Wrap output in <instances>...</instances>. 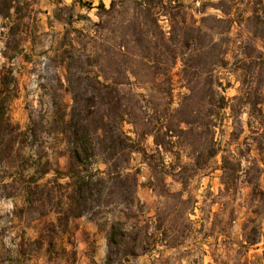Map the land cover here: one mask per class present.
<instances>
[{"label": "rangeland", "instance_id": "rangeland-1", "mask_svg": "<svg viewBox=\"0 0 264 264\" xmlns=\"http://www.w3.org/2000/svg\"><path fill=\"white\" fill-rule=\"evenodd\" d=\"M111 1H115L113 7ZM158 2L147 12L137 0H104L105 11L98 8L99 0H0V103L4 101L11 120V126L0 132V264H104L108 230L113 222L126 220L124 203L95 207L80 217L64 219L59 212L67 208V201H58L71 189H62L59 183L65 185L70 177L56 172V161L65 147L63 136L43 132L39 140L32 137L34 126L40 127L42 121L47 125L61 105H66V113L70 111L72 95L66 92L65 64L71 41L77 54L94 60L104 81L123 83L127 97L134 96L139 106L145 103L136 94H144L154 104L162 103L160 110L168 120L174 117L169 121L175 131L171 147L156 146L153 136L139 138L130 119L124 124L127 134L139 140L130 171H139L141 220L176 218L172 209L177 205L176 194L183 190L171 178H154L150 167L159 172L164 170L163 162L171 163L173 158L186 163L194 153L206 156L214 141L221 149L184 191L185 197L196 200L190 216L195 230L184 233L180 247L158 246L139 264H264V135H257L264 117L233 100L241 95L244 82L264 114V0ZM184 18L188 25L202 26L219 44L202 60L189 59L190 71L201 78L197 81L203 88L192 99L182 75V59L175 61L172 53L178 52L176 42ZM202 18L207 20L202 22ZM141 30L149 35L139 34ZM223 52L225 62L213 64ZM167 78L172 80V91L170 104L163 105L160 92L166 88ZM210 79L216 93L207 84ZM220 96L230 100L235 114L227 109L214 117ZM200 97L205 103H199ZM185 113L190 120L216 121L215 136L206 129L180 134L178 121ZM136 114L141 115L140 110ZM238 121L243 130L234 128ZM233 131L238 138L231 136ZM228 151L242 159L243 170L250 166L248 160L261 166L260 173L254 166L250 176H260L262 194L252 191L243 175L226 189L221 164ZM40 155L50 167L44 176L38 171ZM60 163L63 173L66 160L60 158ZM98 169L104 170V166ZM57 176L63 177L60 182L55 181ZM255 231L257 241L247 243L246 232L253 237ZM154 257L159 261L152 260Z\"/></svg>", "mask_w": 264, "mask_h": 264}, {"label": "trees", "instance_id": "trees-1", "mask_svg": "<svg viewBox=\"0 0 264 264\" xmlns=\"http://www.w3.org/2000/svg\"><path fill=\"white\" fill-rule=\"evenodd\" d=\"M79 1L82 2L83 0ZM137 2L147 12H151L160 4L158 0H137ZM87 4L89 7L93 5L92 2ZM114 4L115 1H111L112 7ZM98 8L106 10L104 0H99ZM220 8L224 10L223 7ZM223 12L228 14L227 11ZM4 16H8V13ZM206 20L202 18V22ZM207 30L208 32H214L211 28H207ZM140 33L145 36L149 35L147 30H141ZM216 34L221 35V33ZM179 38L176 42L179 48L178 52H175V50L171 52L175 61L178 57L182 59V75L190 92L188 98L192 99L191 97H195V94L201 92L203 88H201V82L197 81L198 78L200 80L201 78L196 77L195 73L190 71L189 59L202 60L205 55L215 51L219 44L215 42L214 38H210V35L202 26L188 25L186 18H184L183 25L180 28ZM171 39L169 38V40ZM206 39H209L207 44ZM69 46L70 50L66 52L65 78L67 82L66 92L72 95L70 111L66 113V105H61L52 121L44 125L41 120L40 127L35 125L31 130L32 137L35 140L41 139L43 132L48 135L56 132L63 136L61 143L65 147L56 161V172L59 176L70 177L69 182H66L65 185L59 183V187L62 189L70 188L71 193L67 194L65 191L60 196L58 203L62 204L67 201V208L62 209L59 213L62 212L64 219L68 221L71 218L80 217L95 207L101 208L112 203H124L127 206L126 220L113 222L108 230L104 264H139L142 258L152 256L158 246L174 249L180 247V240L184 233H191L195 230V222L190 216L194 212L196 200L189 196L185 197L184 191L191 179L198 172L204 170L208 160L210 161L219 154L221 151L219 145L215 144L214 141L213 148L206 156L203 153L196 155L194 153L189 159L190 162L182 163L179 158L172 157L173 161L171 163L165 164L163 162L164 170L159 172L150 167L154 178L157 175L171 178L173 182L180 184L183 190L176 194L177 205L172 209L176 214V218L161 219L157 216H150L146 220H141V216L138 215L142 211L141 202L137 196L139 171L135 173L130 171L131 155L138 148L139 140L127 134L124 130V124L130 119L131 123L137 128L136 134L139 138L153 136L156 146L168 145L171 147L170 145L174 144L172 139L175 137V131L169 125L174 117L168 120L169 116L160 110L162 103L154 104L148 101L145 98L147 96L144 94L135 95L141 102L145 103V105L139 106L134 96L127 97L125 90L122 89L123 83L104 81L99 72L95 70L94 60L86 54H77V49L72 41ZM222 55H224V52L219 55L216 63L213 61V64L224 63L225 59ZM133 76L137 79V75L133 74ZM207 84H209L211 90L215 85L212 79L207 81ZM163 85L166 88H162L160 92V102H163V105H168L170 104L168 99L171 97L172 80L165 79ZM244 85L245 83L242 82L241 95L233 100L241 101L243 104L248 105L251 111H256L264 117L262 110L258 109L253 101L252 89L250 87L244 88ZM41 97L40 104L42 105L44 100L43 96ZM199 99V103H205L204 97ZM218 101L219 105H215L217 111H215L214 117L217 118L220 112L227 109L235 114V108L229 103V99L220 96ZM136 110H140L141 115H137ZM178 122L177 131L183 135H192L196 129H206L209 134L213 133L215 136L218 128L216 121L204 123L190 120L186 113L184 117L179 118ZM182 125L185 128L181 127ZM10 126L11 120L6 116L5 104L2 101L0 103V132ZM237 127L243 130L240 121L236 123L234 128ZM163 130H166V132ZM257 135L263 137L264 125ZM163 136L170 141H164ZM231 136L238 138L235 131L231 133ZM40 142L42 146L43 142ZM167 152L171 153L170 149H166ZM60 158L66 160L65 172L63 173L60 172ZM43 160L44 156L40 155L38 171L42 176L50 172L49 163H44ZM248 163L250 166L243 170L242 159H239L233 152L228 151L222 157V179L227 190L236 184L238 178H242L240 175H243V182L251 187L252 191L262 194L260 176L259 178L250 176L254 166L257 165L259 173L262 171L261 166L258 163L254 164V161L248 160ZM100 165L104 166V170L98 169ZM59 178L63 177L57 176L55 181L60 182ZM154 187L157 188L156 185ZM130 220H134V222L129 224ZM256 234L255 231L252 234L253 237H251L246 232V242L254 244L257 241ZM152 260L159 261L155 257ZM149 261L152 263L151 260ZM145 262L143 261L142 264H145Z\"/></svg>", "mask_w": 264, "mask_h": 264}, {"label": "crops", "instance_id": "crops-1", "mask_svg": "<svg viewBox=\"0 0 264 264\" xmlns=\"http://www.w3.org/2000/svg\"><path fill=\"white\" fill-rule=\"evenodd\" d=\"M107 251V250H106Z\"/></svg>", "mask_w": 264, "mask_h": 264}]
</instances>
